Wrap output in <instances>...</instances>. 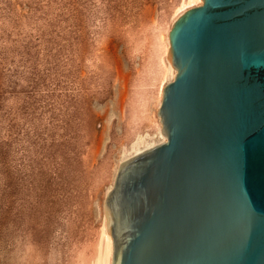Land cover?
Returning <instances> with one entry per match:
<instances>
[{
    "label": "rangeland",
    "instance_id": "1",
    "mask_svg": "<svg viewBox=\"0 0 264 264\" xmlns=\"http://www.w3.org/2000/svg\"><path fill=\"white\" fill-rule=\"evenodd\" d=\"M200 3L0 0V264L111 263L105 196L162 141L168 31Z\"/></svg>",
    "mask_w": 264,
    "mask_h": 264
},
{
    "label": "water",
    "instance_id": "2",
    "mask_svg": "<svg viewBox=\"0 0 264 264\" xmlns=\"http://www.w3.org/2000/svg\"><path fill=\"white\" fill-rule=\"evenodd\" d=\"M165 140L119 163L110 264H264V0H201L168 31Z\"/></svg>",
    "mask_w": 264,
    "mask_h": 264
},
{
    "label": "bare ground",
    "instance_id": "3",
    "mask_svg": "<svg viewBox=\"0 0 264 264\" xmlns=\"http://www.w3.org/2000/svg\"><path fill=\"white\" fill-rule=\"evenodd\" d=\"M170 69H171V68H170ZM171 74H172V76H173V74H174V72H173L172 69H171ZM161 140H162V141L165 140V138H164V136H162V134H161ZM160 142H161V141H160ZM155 144H157V143H155V142H146V143H145L144 145H142V146H138V145H135V144H134V148H133V151H132L131 155L125 157L123 160H125V159H127L128 157L134 155L135 153L140 152V151H142V150H144V149H146V148H149V147H151V146H153V145H155ZM123 160H122V161H123ZM111 245H112V244H111ZM108 264H110V263H108Z\"/></svg>",
    "mask_w": 264,
    "mask_h": 264
}]
</instances>
